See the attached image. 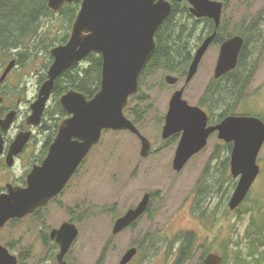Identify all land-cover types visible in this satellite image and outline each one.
I'll list each match as a JSON object with an SVG mask.
<instances>
[{"label": "rangeland", "instance_id": "obj_1", "mask_svg": "<svg viewBox=\"0 0 264 264\" xmlns=\"http://www.w3.org/2000/svg\"><path fill=\"white\" fill-rule=\"evenodd\" d=\"M63 16L57 12L40 20L38 31L42 36L30 45H34L35 58L19 57L22 48L3 50L2 57L7 62L18 59L21 63L1 89L11 105L21 98L20 110L24 114L36 94L38 76L45 73L50 63V50L46 45L52 44L54 48L69 35L68 21L65 22V14ZM221 18L223 29L231 37L242 38L251 24L257 26L260 37L253 57L258 67L247 98L231 115L253 116L264 123V0H229ZM195 20L189 12L175 20L193 31L189 39L192 58L208 34L202 31L203 22L196 25ZM219 48L217 44L210 45L187 85L186 76L174 86L166 85L164 77L171 74L163 71H154L146 79L142 90L148 103L144 106L151 104V108L139 123V131L151 144L147 157L140 155V141L130 132H102L99 144L61 197L62 208L49 206L46 209L50 227L72 220L78 230V237L66 257L69 264H118L130 248H136L137 254L129 264H175L181 239L186 234L194 241L187 264H202L209 253L224 256L227 264H235L237 258L254 264V260L264 255V144L256 161L260 170L256 180L239 208L230 211L228 202L237 179L230 175V153L217 135L213 134L206 147L179 172L172 168L179 139L161 138L164 116L175 91L184 87L183 100L190 106L200 107L199 101L214 79ZM86 66L83 63L76 70ZM56 101L55 98L51 106L56 108L55 112H60ZM52 112L50 110L49 115L55 117L49 116L44 127L58 123L57 114ZM128 119L133 121L132 117ZM14 136L12 131L9 138ZM45 140L46 134H36L35 141L12 168L0 164V188L25 173L32 155L39 154ZM145 194L151 195L146 214L134 226L112 235L115 220L137 205ZM204 217L209 221H204ZM28 226L27 223H8L0 231V244H9L10 252L21 257L22 264H56L57 249L39 245L38 230Z\"/></svg>", "mask_w": 264, "mask_h": 264}, {"label": "water", "instance_id": "obj_2", "mask_svg": "<svg viewBox=\"0 0 264 264\" xmlns=\"http://www.w3.org/2000/svg\"><path fill=\"white\" fill-rule=\"evenodd\" d=\"M77 0H47L46 8L52 13L64 5ZM189 4V14L196 19H208L214 31L206 36L196 49L186 72L185 85L195 76L198 66L216 36L223 4L214 0H176ZM168 0H81L78 12L71 24L67 41L51 49L53 62L47 72V81L39 91L32 106L27 124L40 123L45 104L53 88L54 80L64 71L73 68L88 54L94 52L101 57V75L98 91L90 98L75 90L64 93L59 103L68 115L58 125L57 135L49 146L48 154L41 166H34L28 173L26 186L7 185V192L0 195V228L11 219H20L32 214L56 197L67 184L77 167L91 148L100 141L103 131H127L140 141V155L147 157L150 142L141 135L129 120L124 109L130 97L138 92L139 75L156 47L155 34L171 13ZM243 39L233 36L223 41L219 48L213 78L219 79L233 71L243 47ZM15 66L9 62L1 81ZM0 81V82H1ZM164 83L174 86L178 78L164 77ZM184 87L175 91L168 103L161 130L163 140L180 135L174 154L172 168L181 171L187 162L207 145L209 136L217 133L218 140L232 143L229 171L237 179L229 199L228 208L235 211L246 199L259 174L258 154L264 144V123L253 116H227L215 126L207 127L208 116L200 107L190 106L183 100ZM14 118L10 113L2 121L7 130ZM30 133H19L8 149L6 164L13 165V158L20 154L28 143ZM2 142H0V153ZM151 195H143L140 202L117 218L112 235H117L135 224L147 211ZM74 224L64 223L52 232V238L60 245L56 260H63L77 238ZM136 248H130L118 264H129L136 256ZM222 259L214 253L207 254L202 264H221ZM0 264H16L7 250L0 246Z\"/></svg>", "mask_w": 264, "mask_h": 264}, {"label": "trees", "instance_id": "obj_3", "mask_svg": "<svg viewBox=\"0 0 264 264\" xmlns=\"http://www.w3.org/2000/svg\"><path fill=\"white\" fill-rule=\"evenodd\" d=\"M214 1L221 2L223 8H225L229 0ZM46 2L47 0H0L1 55L4 53L3 50H18L22 48V51L18 53L19 57H36L37 53L32 52L34 45L33 47H30V45L34 44L33 42L38 41V37L42 36L41 32L39 33L38 31L40 20L52 14L47 10ZM171 2L173 3L171 13L156 31V47L147 59L139 75L138 93L129 98L128 105L124 109L125 116L127 118L132 117V122L138 130H140L139 123L143 121V117L151 108V104H148L147 107L144 106L145 103H148V97L143 95L142 90L146 84V79L154 71H163L174 75L180 80L186 76L187 68L192 60L189 39L193 31L191 28L187 30L185 25H180L175 21L177 16L188 13V5L186 2L177 3L176 0H171ZM80 3L81 0H77L71 5H64L57 11L62 16L65 14V22L68 21V29H70L75 15L78 12ZM196 20V25L199 22H203L204 29L202 31H208L207 35H210L214 31V25L211 21L207 19ZM223 27L221 18L212 44L220 45L223 41L231 37V35L226 34ZM257 35H259L257 26L251 24L247 32L242 33L244 44L236 68L217 80L212 79L207 85L199 101V105L208 114L211 124L219 123L226 116L233 114L239 104L247 98V90L258 67L253 57L260 37ZM67 38L68 35L66 34L59 41V44H64ZM198 38H200V34ZM251 42H253L252 48L249 46ZM51 45L48 44L45 48L51 51L53 48ZM48 57L51 58L50 53ZM17 61L21 63V60L17 59ZM84 62L87 65L85 69H81L80 71H77L75 68L66 70L56 83L54 93L61 119L64 117L65 112L60 106L58 99L67 90L72 89L88 97H92L99 89L101 75L100 55L92 52L87 55ZM230 109L231 111H229ZM54 126H57V123ZM224 147L227 148V145H224ZM197 200L196 198L194 204L197 203ZM203 213L201 212V214ZM199 216L202 215L199 214ZM202 219L206 222L209 221L207 217ZM186 235H183L184 238L181 237L175 264H187L192 256L194 241ZM221 259V264H227L224 256H221ZM235 264L246 263L242 259L237 258ZM254 264H264V255L254 260Z\"/></svg>", "mask_w": 264, "mask_h": 264}, {"label": "flooded vegetation", "instance_id": "obj_4", "mask_svg": "<svg viewBox=\"0 0 264 264\" xmlns=\"http://www.w3.org/2000/svg\"><path fill=\"white\" fill-rule=\"evenodd\" d=\"M170 3H171V7H173V3L171 2V0H168ZM177 2V1H176ZM182 2H185V1H182ZM182 2H177V3H182ZM187 3V2H186ZM188 5V12H189V4L187 3ZM172 10V8H171ZM208 20V19H207ZM211 21V20H209ZM212 22V21H211ZM213 23V22H212ZM214 25V24H213ZM70 32V30H69ZM67 41V40H66ZM66 43V42H65ZM64 43V44H65ZM64 44H60V45H64ZM221 45V44H220ZM219 45V46H220ZM59 46V45H58ZM51 56V54H50ZM87 57V56H86ZM85 58H83L78 64H76L73 68L77 69L78 66H80L81 64L85 63ZM14 60L15 61V66L13 67V69L9 72V74L5 77L4 80H0V142H2V151L0 153V164L4 163V165H2V167H5V168H12L14 166V164L24 156V154L26 153L27 151V148L29 147V145L31 144V142H34L35 141V138H36V134H40V133H43V134H46V140L44 141V144L40 147V151H39V154L38 155H32V158L33 160H31L29 162L28 165H30V167L25 171V173L20 177V178H17V180H13V181H10V182H6L4 183V186L0 188V195L1 194H4L7 192V185H13V186H20V187H25L26 186V179H27V175L28 173L32 170V168L34 166H41L43 161L45 160V158L47 157V154H48V150H49V146L51 145V143L53 142V140L55 139L56 135H57V129H58V125L60 124V122L62 120H64L65 118L68 117V115L66 114L65 112V115L64 117L61 119V118H58L60 117V114L59 112H55V109L56 108H52L51 106V103L55 100V87H56V83L58 82V79L60 78V76L65 72H63L60 76H58L55 80H54V83H53V88L50 92V96L45 104V108L43 110V114L41 116V120H40V123L37 125V126H33L32 124H27V120L29 118V116H31L32 114V106L33 104L35 103V101L38 99V95H39V91L41 89V86L43 85V83H45L47 81V72H48V69L50 67V65L52 64L53 62V58L51 56L50 58V63L48 65V67L46 68V71L45 73L42 75V76H38V79H37V88H36V94L35 96L32 98L31 101L28 102L27 104V112L24 114L22 110H20V104H22V100L20 97H18L14 103V105L12 104H9V100H8V95L1 89L3 87V85H5V83H7L11 73L16 70V68L18 67V64L20 65V62L17 61V59H10V61ZM9 61V62H10ZM9 62H7V59H4L2 57V55L0 54V79H1V76L2 74L4 73V71L7 69L8 67V64ZM39 75V74H37ZM14 87V86H13ZM68 91V90H67ZM66 91V92H67ZM65 92V93H66ZM63 95V94H62ZM61 95V96H62ZM60 96V97H61ZM86 96V95H85ZM59 97V99H60ZM87 99H90L91 97H88L86 96ZM59 99H58V102H59ZM60 104V103H59ZM61 106V105H60ZM26 110V109H25ZM50 110H52L54 113V115L57 114L56 116V119H58V123H57V126H54L55 124H53L52 126H45L44 127V124L46 123L45 121L47 120V118L50 116V118H54V117H51V114L50 113ZM14 113V118H13V121L10 125V127L7 129V130H3L2 129V121H5L7 120V117L10 113ZM25 112V111H24ZM207 114V113H206ZM208 116V114H207ZM247 116V115H245ZM61 119V120H59ZM223 120V119H222ZM221 120V121H222ZM220 121V122H221ZM219 122V123H220ZM218 123L216 124H211V122L209 121V116H208V123H207V127L209 126H215L217 125ZM49 127V128H48ZM42 128H45V129H42ZM54 129V130H53ZM14 131L15 132V136L13 138H9V134ZM26 132H29L30 133V138H29V141L28 143L25 145V147L23 148L22 152L20 154H18L17 156H14L13 158V165L12 166H8L6 164V160H7V155H8V149H9V146L11 145V143L14 141V139L16 138V136L19 134V133H26ZM38 132V133H37ZM217 135V133H214ZM213 135V134H212ZM210 135L209 138L212 136ZM174 138L176 139H179L180 138V135H174L173 136ZM101 139V138H100ZM100 142V141H99ZM224 145H227V148L226 150L229 151V153H231V150H232V143H225L223 142ZM99 144V143H98ZM97 144V145H98ZM93 146L91 148V150L89 151V153L87 154V156L83 159V161L80 163V165L77 167L76 171L74 172V174L71 176V178L69 179V181L67 182V184L64 186V188L59 192V194L54 197L53 199H51L46 205H44L43 207L41 208H38L37 210H35L32 214L30 215H26L24 216L23 218H20V219H11L9 220L2 228H0V231L8 224V223H27V225H32L33 227H36V230H38V244L41 245V246H53L55 249H57V253H56V256H55V262L56 264H58L57 260H56V257H57V254L59 253V250H60V245L56 242V238H52V232L56 231V230H59L60 227L64 224V223H70V224H73L72 223V220H68V221H64L62 223H60V225H58L57 227L56 226H49L47 225V222H48V214L45 213L46 209L49 207V206H55V207H58V208H62V201H61V197L63 196L64 192L68 189L70 183L72 182L73 179H75V177L78 175L79 171L81 172V169L86 161V159L88 158V156L90 155V153L92 152V150L97 146ZM229 165H230V162H229ZM150 203V202H149ZM136 206V205H135ZM134 206V207H135ZM149 207V205H148ZM148 210V208H147ZM28 226V227H29ZM134 226V224L132 225ZM130 226V227H132ZM128 227V228H130ZM127 228V229H128ZM126 230V229H125ZM124 231V230H123ZM122 231V232H123ZM78 237V236H77ZM76 240V239H75ZM73 245V244H72ZM71 245V247H72ZM0 246H2L4 249L7 250L8 254L11 256V257H14L15 258V261H16V264H22V258L19 257L17 254H14L11 253L10 251V245L9 244H0ZM70 247V249H71ZM69 249V251H70ZM69 251L66 253V255L64 256V261L66 262V264H69V262L66 261V257L67 255H69Z\"/></svg>", "mask_w": 264, "mask_h": 264}]
</instances>
